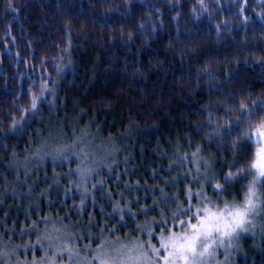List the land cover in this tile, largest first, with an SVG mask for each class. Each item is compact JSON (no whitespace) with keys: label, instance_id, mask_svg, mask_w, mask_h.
<instances>
[{"label":"trees","instance_id":"1","mask_svg":"<svg viewBox=\"0 0 264 264\" xmlns=\"http://www.w3.org/2000/svg\"><path fill=\"white\" fill-rule=\"evenodd\" d=\"M262 119L264 0H0V264L45 260L51 228L143 241L240 203ZM76 135L94 168L52 159Z\"/></svg>","mask_w":264,"mask_h":264},{"label":"rangeland","instance_id":"2","mask_svg":"<svg viewBox=\"0 0 264 264\" xmlns=\"http://www.w3.org/2000/svg\"><path fill=\"white\" fill-rule=\"evenodd\" d=\"M65 67L67 68L66 70H68L67 64ZM55 93L56 92L51 91V93L49 95L46 94L47 96H45L44 100L41 101L49 106L52 105L53 102L56 103L58 99H55ZM39 119H41V116L39 117ZM70 125L72 126V128L76 126L75 123H72ZM50 127V131H48V134L46 135H50L49 137H52V139H58L57 137H59V131H61L62 129L60 128L61 125L59 128L51 127L55 128V130L57 129L56 132ZM79 136H82V134ZM60 137L59 139L62 140L63 137ZM78 137L77 135L73 136L71 145H66L68 148L74 147L73 149H67L64 147L53 148V150L49 149L51 156H59H54L52 157V159L55 163H67V161L71 158L74 160L84 159L82 163L89 164L92 161V166L94 168L93 162L95 158L93 155L97 154V152H89L94 149L92 144H90L87 148H84V146L77 148L78 145L76 144V142L80 141ZM85 137L83 138L82 136L81 138L84 140ZM46 140H48V137ZM46 140H44V142ZM40 148H42L41 142ZM82 151L86 152L82 154ZM68 152H70V156H73V154L76 155L73 157H68ZM45 153L46 154H43L42 157L49 158L50 155L48 156V154L50 153ZM63 154L65 155L62 156ZM35 156L37 157V153L33 154L31 158ZM90 157L91 161H89ZM113 162L115 163V160H113ZM88 168L93 169L92 167ZM207 171H209V167L204 168L201 174V177H203L205 181H207V177L203 174H205V172L207 173ZM89 172L91 173V176L94 173L93 170H89ZM252 180L253 178L250 179L249 185L251 184ZM263 187L264 179H262L255 186V191L259 199L254 200L256 208L247 216V223L243 225V228H237L229 235H224V231L227 230H222L220 233L213 232L212 238L206 242L207 249L205 250L203 246L199 248V252H202L203 254L189 256L190 264H238V259L246 260L249 258L245 250L244 243L250 242V244L247 243L250 247L252 245L257 246V243L259 239L263 237L264 232ZM199 190L201 191V189ZM219 198L223 200L225 198V195H221ZM205 199L208 202L211 201V198H208L206 196ZM244 200L245 198L238 204L225 203L218 207L217 205H214V209H210V205L208 207V210L213 213L222 210H228L233 206L242 205L244 203ZM201 217H198V219H200ZM197 220L194 222H186L187 224L184 226L179 225V230L168 228L165 233H162V231L158 233L151 232L143 241H140L139 238L114 240L104 239L100 244H97L95 246L91 245L90 243H83L80 245L78 243V238L80 237H76L75 233L68 230L67 228H51L50 232L43 234L45 236L44 242L48 244L46 245V247L51 248L50 253L47 254V250L45 249V260L37 261L31 264H165V258H168L170 264L173 260L174 264H185L184 260L169 256V253L175 251V242L170 240L169 238L173 237L174 235L183 237L186 232L191 231V224H195ZM163 245H167V247H164ZM156 249H159V251L157 252Z\"/></svg>","mask_w":264,"mask_h":264},{"label":"snow or ice","instance_id":"3","mask_svg":"<svg viewBox=\"0 0 264 264\" xmlns=\"http://www.w3.org/2000/svg\"><path fill=\"white\" fill-rule=\"evenodd\" d=\"M252 137H255L257 144L262 146L257 147L250 162L248 173L254 178L245 193L244 203L215 213L210 212L207 208L202 209L205 215L198 219L195 224H191L190 232H186L183 237L174 235L169 238L175 242V251L169 253V256L182 259L185 264H190L189 256L202 255L203 253L199 252V248L203 246L205 250L207 249L206 242L212 238L213 232L220 233L222 230H227L224 231V235H229L237 228L242 229L243 225L247 223V216L256 208L254 200L259 199L255 186L264 179V119L254 128L251 135H245V139L248 140H251ZM240 171L244 172L245 170L241 169ZM232 177L233 173L229 172L225 180L227 181ZM216 187L219 189L222 186L217 184ZM163 246L167 247V245ZM156 251L158 252L159 249ZM165 264H170L168 258H165ZM171 264H174V260Z\"/></svg>","mask_w":264,"mask_h":264},{"label":"bare ground","instance_id":"4","mask_svg":"<svg viewBox=\"0 0 264 264\" xmlns=\"http://www.w3.org/2000/svg\"><path fill=\"white\" fill-rule=\"evenodd\" d=\"M249 244H250V242H249Z\"/></svg>","mask_w":264,"mask_h":264}]
</instances>
